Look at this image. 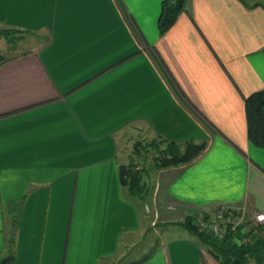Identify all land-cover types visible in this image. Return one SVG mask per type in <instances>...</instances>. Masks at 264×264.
<instances>
[{
	"label": "crops",
	"instance_id": "1",
	"mask_svg": "<svg viewBox=\"0 0 264 264\" xmlns=\"http://www.w3.org/2000/svg\"><path fill=\"white\" fill-rule=\"evenodd\" d=\"M161 3L0 0V27L40 36L0 59V264H121L152 210L120 182L129 129L206 147L157 169L176 210L159 206L165 237L128 264H221L177 220L219 201L264 212L244 106L264 88V3L185 0L159 33Z\"/></svg>",
	"mask_w": 264,
	"mask_h": 264
},
{
	"label": "trees",
	"instance_id": "2",
	"mask_svg": "<svg viewBox=\"0 0 264 264\" xmlns=\"http://www.w3.org/2000/svg\"><path fill=\"white\" fill-rule=\"evenodd\" d=\"M185 0H162L158 18L159 33L166 31L175 21L183 9ZM29 31L12 27H0V37L14 45L17 40ZM30 33V32H29ZM3 59V57H0ZM245 115L247 123V137L255 145L264 148V88L256 90L245 97ZM162 144H164L162 146ZM141 148H152V168L158 169L167 166L185 164L192 161L205 147V141L187 140L183 143L166 140L161 137L151 138L145 143L140 141L134 144L133 152ZM140 155V154H139ZM132 156L127 163L119 165L120 182L127 193L138 199L145 198L148 192L144 176L147 168L139 166ZM179 223L188 228L200 241L205 243L208 251L221 264H248L249 262L264 261V230L259 228L252 238L245 243L234 239V234L227 233L223 238H217L211 233L199 231L192 222V215H185Z\"/></svg>",
	"mask_w": 264,
	"mask_h": 264
},
{
	"label": "rangeland",
	"instance_id": "3",
	"mask_svg": "<svg viewBox=\"0 0 264 264\" xmlns=\"http://www.w3.org/2000/svg\"><path fill=\"white\" fill-rule=\"evenodd\" d=\"M245 1L248 3H254L257 1L264 3V0ZM39 39L40 36L38 35V33L27 32L24 33L23 37L17 40L14 45H12L7 43L3 37H0V57L7 58L13 54H18L26 51L31 48L34 43L36 44L37 40ZM130 130L131 129L126 131V134H123V139L120 143L121 148L122 150L124 149L128 154L127 162L133 156L138 161L137 164H139V166L147 168L144 179L147 184L146 186L148 188V192L144 197L149 203L152 202V210L149 213L147 222V225L150 226V228L144 227V233L142 237L138 239V241L135 243L136 245H133V248L129 247V254L126 255L125 258L120 262L121 264H128V262L131 263L133 259H140L141 257L149 256V254L152 253L151 250L153 247L151 246H153L155 240H159L160 238L161 241L165 237V229L168 227H165L166 223L164 221L168 222V220L172 217L169 216V218H166L168 216L163 215L165 211L163 212L159 207L163 205L165 206V208H168V205L172 203L165 200V198L163 197V188L161 182L159 183L160 180L158 181L157 185L155 183L156 180L159 179H157V169L152 168V155L154 154L155 150L152 148L144 150L145 148L143 149L140 147L139 152H133L134 144L136 142L140 141L141 143H145L149 141L151 137L147 135L145 131ZM163 145L164 144H162V146ZM168 210L173 211L174 209L168 208ZM177 222H179V220H177ZM174 227L175 226H173L172 228ZM175 228L177 229L174 230L176 232L182 231L194 235L188 228L181 224L177 225ZM116 257L118 258L119 256Z\"/></svg>",
	"mask_w": 264,
	"mask_h": 264
},
{
	"label": "built area",
	"instance_id": "4",
	"mask_svg": "<svg viewBox=\"0 0 264 264\" xmlns=\"http://www.w3.org/2000/svg\"><path fill=\"white\" fill-rule=\"evenodd\" d=\"M168 208L174 209V204ZM192 222L199 231L223 238L227 233L234 234L239 243L248 242L264 225V212L249 208L245 203L219 201L208 209H199L192 215Z\"/></svg>",
	"mask_w": 264,
	"mask_h": 264
}]
</instances>
